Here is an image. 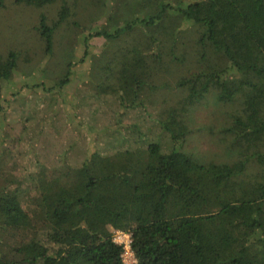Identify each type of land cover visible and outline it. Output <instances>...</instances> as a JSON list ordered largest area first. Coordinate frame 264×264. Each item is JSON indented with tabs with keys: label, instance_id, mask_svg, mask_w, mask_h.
I'll return each mask as SVG.
<instances>
[{
	"label": "trees",
	"instance_id": "16d2710c",
	"mask_svg": "<svg viewBox=\"0 0 264 264\" xmlns=\"http://www.w3.org/2000/svg\"><path fill=\"white\" fill-rule=\"evenodd\" d=\"M54 1L14 0L35 7ZM157 8L134 15L114 33L94 34L112 42L92 53V81L104 87L97 92L90 87L83 105L89 101L100 108L93 116L115 114L108 131H138L134 123L118 126L126 111L148 109L150 93L160 89L183 90L172 106L160 107L155 120L172 149L163 151L156 142L105 154L87 149L79 163H65L61 154L60 164L53 165L35 156L39 140L34 138L29 174L19 173L22 167L16 169L18 176L8 173L13 167L0 168V264H125L122 245L113 241L116 230L130 234L134 264H264V0H158ZM144 9L141 3L135 13ZM69 15L66 3L50 25L41 15L46 54L53 48L54 30ZM184 24L196 26L197 36L178 56ZM217 26L225 28L221 40ZM187 48L200 68L189 73L177 68L176 78L165 77L172 65L185 61ZM9 58L4 69L0 65V110L1 82L13 69L12 52ZM71 68L69 61L63 76L45 89L55 93L46 97L49 102L60 99ZM210 88L218 101L241 103L222 129L234 136L230 146L238 158L233 162L201 164L182 147L189 130L180 116ZM73 101L66 97L64 103L76 109ZM250 163L259 171L247 177ZM26 179L34 196L23 204L20 182ZM213 225L218 243L208 239ZM230 244L235 248L228 253L224 245Z\"/></svg>",
	"mask_w": 264,
	"mask_h": 264
},
{
	"label": "rangeland",
	"instance_id": "374dc122",
	"mask_svg": "<svg viewBox=\"0 0 264 264\" xmlns=\"http://www.w3.org/2000/svg\"><path fill=\"white\" fill-rule=\"evenodd\" d=\"M167 1L172 2L163 0V3ZM62 3L68 5L70 15L54 30L53 48L48 55L45 52V40L39 32L40 17L43 15L46 23L50 25L57 18ZM141 3H144L146 9L135 13ZM157 5L158 0H55L43 7H35L16 3L14 0H2L0 65L3 63L1 68L4 69L12 52L13 69L9 78L1 82L0 150L4 152L0 154V168L5 165L13 167L14 170L8 173L16 176V169L22 167L19 173L29 174L34 169V138L36 143L39 140L35 156L38 155L41 160L53 165L60 164L57 159L61 154L65 163H79L87 149L105 154L116 148L128 150L143 148L151 142L159 143L163 151L172 149L168 135L160 129L155 120L160 107L172 106L183 95V90L160 89L155 94L150 93L152 100L146 101L148 109L143 110L139 107L132 111L125 110L126 118L118 126H124L125 122L126 125L134 123L138 131H129L127 127L118 132L108 131L109 126L106 125L113 123L115 114L104 112L93 116L91 112L100 108L95 107V104L91 105L89 101L83 105L85 92L90 87L96 92L104 87L102 81L100 85L92 81L90 75L91 56L94 55L92 53L109 46L112 42L104 36L94 34L103 30L114 33L116 29L122 28L125 22L135 17L134 15L141 17L146 12H156ZM145 10L147 11L144 12ZM234 12L236 16L239 14L236 10ZM218 27L216 31L219 30L218 37L221 40L225 28ZM184 30L185 35L178 40L176 50L178 56L186 49L184 44L197 36V28L192 24H184ZM132 31L128 33L133 35L135 31ZM124 39L131 42L128 37ZM189 49L187 48L185 61L180 65H172L171 71L165 77L176 78L177 68L180 72L187 73L189 70L200 68ZM99 59V56L94 59L93 69L94 65L97 67L100 63ZM69 61L72 62L71 80L61 90L60 96L57 95L60 99L51 103L46 97L54 98L55 93H47L45 89L63 76ZM103 75L99 74L102 80ZM76 90L79 91L78 99H75ZM66 97L68 100L72 98L73 104H78V107L75 109L66 105L64 103ZM34 99L37 100L36 106ZM240 109L239 99L218 101L216 90L210 88L200 101L190 106L187 112L180 116L189 130L182 142L184 151L192 154L201 164L236 160L238 158L234 153L236 150L230 146L234 136L223 133L222 129L232 123V115L238 114ZM53 117L55 122L51 120ZM20 151L23 152L22 155L18 154ZM13 164L17 167L15 168ZM255 165L257 164H249L247 177L259 171ZM20 183L25 189L21 195V200L24 199L25 204L26 200L29 201L34 196V189L27 179ZM208 239L217 243L221 241L217 235L216 225L210 227ZM224 247L228 248V253L235 248L234 244Z\"/></svg>",
	"mask_w": 264,
	"mask_h": 264
},
{
	"label": "built area",
	"instance_id": "2783aa9c",
	"mask_svg": "<svg viewBox=\"0 0 264 264\" xmlns=\"http://www.w3.org/2000/svg\"><path fill=\"white\" fill-rule=\"evenodd\" d=\"M113 241L116 244L122 245L123 251L121 253V258L125 264L136 263V259L130 248L131 238L129 233H126L121 230H116L113 234Z\"/></svg>",
	"mask_w": 264,
	"mask_h": 264
}]
</instances>
